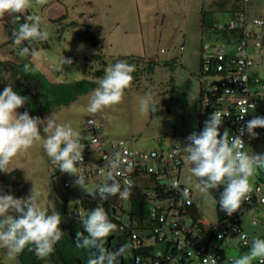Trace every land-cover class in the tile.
<instances>
[{"label": "rangeland", "instance_id": "374dc122", "mask_svg": "<svg viewBox=\"0 0 264 264\" xmlns=\"http://www.w3.org/2000/svg\"><path fill=\"white\" fill-rule=\"evenodd\" d=\"M236 7L244 9L248 17L264 18V0H249L245 5L241 4V0H46L42 6L29 9L23 15H40L44 28L50 33L46 42L36 45L40 49V57L35 63L40 64V71L45 77L56 83L80 79L94 82V87L85 95L47 111L41 119L53 114L57 123L71 124L80 132L81 142L86 146L87 138L83 130L87 118L91 116L86 107L92 90L104 76L105 68L118 60L141 59L138 65L130 63L135 66V76L132 74V84L125 90L122 102L95 114V121L101 124L104 140L108 144L122 140L131 150L139 153L168 147L172 142L170 132L178 135L197 129L201 78L197 73L196 45L200 41L223 45L214 38L211 29L201 27L200 12L204 13L206 22L211 21L214 28H219ZM3 23L12 28L18 27L11 17L0 19V61L18 62V47L7 41L8 34ZM85 26L99 31L98 47H91L72 35L73 31H82ZM91 54L101 55L105 63L103 75L95 79H91L89 74L83 76L79 69L83 63L90 67L89 71L101 67L99 61H86ZM62 56L71 58L73 63L59 69L58 61ZM148 62L152 65L150 71L146 68ZM148 93H151L157 111L141 114L140 100ZM254 115L264 117L259 112H254ZM40 129L41 135L46 136L42 125ZM255 132L257 137L252 138L244 149L250 154L264 153V128H257ZM42 144L43 140L37 141L31 149L13 158L8 166L10 173L0 172V191L25 198L35 185L41 206L49 213L56 211L61 214V229L66 233L73 223L69 213L74 209L75 200L92 191L96 185L88 182L82 189L69 184L68 188L59 189V196L53 191L50 178L55 166ZM87 149L91 150V147ZM15 170L20 173V182L16 181L15 175H11ZM70 176L65 173L61 180L67 181ZM178 182L192 191L202 219L214 224V201L210 195L203 196L195 188L196 178L191 175L190 166L182 165ZM136 184L141 187L146 185L143 180ZM63 200L66 202L65 214L61 213ZM78 211L80 219L74 222L82 229L83 213ZM236 221L249 242L253 237H264V206L256 205L242 213ZM118 233L119 230L109 237L115 238ZM219 247L225 258L231 259L245 254L250 248L242 250L237 236L223 241ZM41 260L42 264H57L53 252ZM0 264H18L17 257L10 258L7 250L0 248Z\"/></svg>", "mask_w": 264, "mask_h": 264}, {"label": "clouds", "instance_id": "9594fccd", "mask_svg": "<svg viewBox=\"0 0 264 264\" xmlns=\"http://www.w3.org/2000/svg\"><path fill=\"white\" fill-rule=\"evenodd\" d=\"M46 0H0V19L11 17L18 27L12 30V43L18 47L17 55L24 59L23 71L35 75L40 64L35 61L40 57V49L36 45L49 39V31L44 28L42 17L38 14L23 15L29 9L42 6ZM23 16V22L21 17ZM71 58L58 61V68L71 65ZM135 66L126 60H118L108 65L104 76L99 79L98 86L90 94L86 112L95 115L104 109L112 108L122 102L125 90L133 81ZM29 98L19 95L8 85L0 92V172L10 173L8 166L13 158L31 149L37 141L43 140V150L50 162L62 173L77 177L75 184L83 189L85 177L77 174V164L83 166L84 144L80 132L71 124L57 123L52 114L46 119L32 117L25 111L17 110L28 103ZM157 105L151 93L140 100L141 114L155 113ZM247 111L239 118L243 120ZM221 113L214 111L204 122L199 133L190 134L180 147L185 166L196 178L195 188L203 195H211L213 190L223 187L220 194V208L228 216H232L241 208L243 201L252 191L250 180L258 170H264V153L251 154L244 150L242 139L245 132L256 138L255 129L264 128V117L255 116L245 122L240 134L233 136L223 126ZM92 124L94 121L89 120ZM43 126L41 135L40 126ZM113 159L118 163L120 154ZM131 181L124 186L112 178L111 182L97 187L95 196L101 201L110 197L127 199L131 194ZM188 196L187 190L182 193ZM83 231H77L76 247L89 253L87 264H118V260L128 254L130 245L125 243L119 248L109 250L106 247L108 237L118 230L111 222L103 207H96L86 212L81 218ZM64 232L61 229V214L48 212L37 199L35 185L28 197L16 198L14 195L0 191V248L7 250L12 258L26 249L33 252L38 259L48 257L61 241ZM245 245L249 241L246 234L241 235ZM231 264H264V239L253 237L249 251L233 258Z\"/></svg>", "mask_w": 264, "mask_h": 264}, {"label": "built area", "instance_id": "2783aa9c", "mask_svg": "<svg viewBox=\"0 0 264 264\" xmlns=\"http://www.w3.org/2000/svg\"><path fill=\"white\" fill-rule=\"evenodd\" d=\"M248 2L241 0L242 5ZM216 30H224L230 36L223 45L204 42L199 45V105L203 114L208 113L207 117L214 111L221 113L230 134L236 136L245 127V122L255 117L254 112L264 116V18H247L239 8ZM245 111L247 115L241 120L239 116ZM89 120L94 123L90 124ZM193 132L200 131L196 129L178 135L172 131L169 135L172 142L168 147L139 153L122 140L108 144L101 124L93 115L89 116L83 130L87 138L83 166L77 164L80 167L77 174L85 177V184L93 182L96 186L77 197L69 217L80 219L78 209L83 213L81 218L84 216V210L78 205L82 199L87 206L103 207L118 230L128 233L132 246L145 253L143 258H134L135 264H231L233 259L225 258L219 244L232 236H237L242 250L251 244L245 245L240 239L244 233L239 224L233 222L234 214L221 225L206 222L198 211L192 191L178 182L179 172L185 164L180 147ZM242 139L245 147L252 142L246 132ZM157 143H161L160 139ZM89 146L91 150L87 149ZM116 153L120 154L118 163L113 159ZM63 174L56 167L50 173L52 189L59 196L60 188L76 185L77 177L70 176L65 181L61 180ZM112 178L122 186L125 181H131V191L134 188L140 190L147 222L138 225L135 217L129 215V197H110L101 201L95 196L97 187L111 182ZM142 180L146 185L138 186L136 183ZM251 186L252 191L244 202L264 206V173L258 181L251 178ZM185 190L187 197L182 195ZM133 226L137 229H132Z\"/></svg>", "mask_w": 264, "mask_h": 264}, {"label": "trees", "instance_id": "16d2710c", "mask_svg": "<svg viewBox=\"0 0 264 264\" xmlns=\"http://www.w3.org/2000/svg\"><path fill=\"white\" fill-rule=\"evenodd\" d=\"M20 22H23V17H21ZM199 22L201 23V27L211 29L214 38L222 42V44H225L228 41L230 34L225 32L224 30H216V28H214V23L211 21L206 22L204 20V13L200 12ZM69 25L74 26V24L70 23ZM2 26H4L7 31V41L11 42V34L13 28L9 26V24L7 25L5 23H3ZM72 35L76 36L82 42H86L91 47L99 46V31L97 29H93L90 26H85L82 31H73ZM7 41L5 43H7ZM86 61H99L101 67L99 69L89 71L90 67L86 63H83L79 66L80 73L83 76L89 74L91 79H95L103 75V67L105 66V63L101 55L91 54L86 57ZM126 61L129 64L133 62L138 65L141 62V59L128 58ZM26 62H28L27 58H20L18 62H13L11 60L0 61V92H2L6 86L10 85L19 95L29 98L28 103H26L24 107L17 110L19 113L27 111L30 116L39 117L41 119L47 111L75 101L77 97L85 95L94 87V82L88 79H80L78 81L70 83L52 82L48 80L45 77L44 73H42L40 70L35 75H28L23 71V65ZM146 68L148 71L152 70L151 62H148ZM132 74L134 75L135 73ZM200 96L201 90H199L198 93V105L200 102ZM207 114L208 113H202L201 106L199 105L197 119V129L199 131H202L204 122L208 119ZM225 129L228 130L227 122L226 120H223V126L220 129L221 134H223ZM11 175L16 176L17 182L21 181L19 171L15 170L11 173ZM261 177L262 171L258 170L253 179L254 181H258L261 179ZM222 191L223 187H221L219 190H213L212 194L210 195V197L214 201V213L216 215V222L218 223V225H221L223 221L229 218V216L221 210L219 203L216 204L215 202L219 201ZM139 192V189L134 188L129 196V215L131 217H135L138 225L144 223V221L147 222V220H145V211L142 206V201L140 200ZM65 204L66 202L63 200L61 208L62 214H65L66 212ZM78 205L84 210L85 213L90 211L91 209H94L95 207L92 205L87 206L86 203L83 202V199L78 201ZM255 206L256 205L254 204H246L243 201L239 211L234 213L233 222L238 223L236 219L241 216L242 213L247 212ZM74 221L75 220H73V223L68 226V229L66 233H64L61 241L55 245L53 258L55 259V262L57 264H87L89 253L83 249L77 248L75 243L76 232L83 231V229H80ZM132 229H137V226H133ZM125 243L129 244L131 247L126 256L119 258L118 264H135L134 258H143L145 256L144 252L142 253L140 250L135 249L132 246L129 240V235L125 231L119 230V233L115 238L108 237L106 247L109 250H114ZM16 257L18 264H42V260L38 259L33 252L28 251L27 249Z\"/></svg>", "mask_w": 264, "mask_h": 264}, {"label": "crops", "instance_id": "0c3cea01", "mask_svg": "<svg viewBox=\"0 0 264 264\" xmlns=\"http://www.w3.org/2000/svg\"><path fill=\"white\" fill-rule=\"evenodd\" d=\"M249 3V2H248ZM247 4V3H246ZM235 9H238V7H236ZM243 11H244V9H243ZM233 12V11H232ZM232 12H229V14H228V16L227 17H229V15L232 13ZM244 13H245V11H244ZM246 15V14H245ZM247 16V15H246ZM250 17H252V16H250ZM250 17H248L247 16V18H250ZM259 18V17H258ZM201 42V41H200ZM200 42L196 45V49H197V59H198V56H199V44H200ZM245 150V149H244ZM264 173V171H262V174ZM252 179H253V177H252ZM251 181V180H250Z\"/></svg>", "mask_w": 264, "mask_h": 264}]
</instances>
